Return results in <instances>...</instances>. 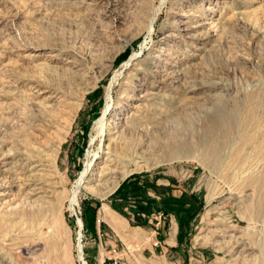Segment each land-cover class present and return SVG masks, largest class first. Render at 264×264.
<instances>
[{
  "label": "rangeland",
  "instance_id": "rangeland-1",
  "mask_svg": "<svg viewBox=\"0 0 264 264\" xmlns=\"http://www.w3.org/2000/svg\"><path fill=\"white\" fill-rule=\"evenodd\" d=\"M79 241L86 264H264V0H0V264H82Z\"/></svg>",
  "mask_w": 264,
  "mask_h": 264
},
{
  "label": "bare ground",
  "instance_id": "bare-ground-1",
  "mask_svg": "<svg viewBox=\"0 0 264 264\" xmlns=\"http://www.w3.org/2000/svg\"><path fill=\"white\" fill-rule=\"evenodd\" d=\"M150 26H152V22H151ZM134 57H135V55H134ZM132 59H133V56H131L126 61V64H128ZM106 96H107V102H106V105L104 107L103 113H102V115L100 116V118L96 122V130H97V132L100 135H102V134L105 135L104 128H106V126L104 127V125H106V118H107L108 111H109V108H110L109 100L112 97L111 96V85L108 86L107 95ZM106 153L109 154V152H106ZM88 156H89V154H88ZM95 156H96V154H94V157ZM108 157L110 158L109 161L114 160L111 157V155H109ZM114 161H117V160H114ZM91 165H92V161H90V159H89L87 161V163L85 164L84 169L81 171V173L79 174L78 178L76 179V181H75V183L73 185V188L70 191V196H69V209L72 212H75V206L78 203V193H79V191L82 188H84L85 190H87L88 192H91V193H94V191H95V189H93L94 187L93 188H89V187L86 186L87 182L89 181V179L91 177L90 176L91 174L89 172ZM109 172H110L109 171V168L107 166H105V167L102 168L101 173L99 174V176L100 175H103V174H108ZM118 184H119V182L117 181V179H115L111 183V187L109 188L108 192L111 191V190H114L118 186ZM95 195H98L100 197H105L107 195V193L106 194L105 193L104 194L95 193ZM78 221H80V219H78ZM79 226L81 227V222H79ZM78 234H79L78 235L79 236L78 239H80L81 233L79 232ZM77 244H78L77 246H78L79 259L82 260V252H81L82 251V248H81L82 245H81L80 241ZM82 264H86V262L84 260H82Z\"/></svg>",
  "mask_w": 264,
  "mask_h": 264
},
{
  "label": "crops",
  "instance_id": "crops-1",
  "mask_svg": "<svg viewBox=\"0 0 264 264\" xmlns=\"http://www.w3.org/2000/svg\"><path fill=\"white\" fill-rule=\"evenodd\" d=\"M113 206L115 205H112V204L110 206L108 205L109 208L103 209L101 214H102V221L107 225V227H109V229L113 231V233H115V235H117L116 231L122 230L123 228H125L127 223L129 222L127 218L122 216L123 214H121L119 210L116 211ZM124 210H128V206L125 205L123 207V212L125 214ZM128 211L129 213L132 212L131 210H128ZM159 211H162L164 213L166 211V213H165V218L160 224L159 229L154 231V234L156 237L155 241H157L158 243L156 245L154 244L153 245L159 248L160 251H163L165 253L166 251L169 250L168 247L171 248L174 246L173 243L169 242L170 240H172V237L170 236V234H171V228H173L172 220H174V218H173V215L167 212V209H163V210L161 209ZM116 241H117V237L111 239V237L109 236V238L107 239L105 243H106V246H115Z\"/></svg>",
  "mask_w": 264,
  "mask_h": 264
},
{
  "label": "built area",
  "instance_id": "built-area-1",
  "mask_svg": "<svg viewBox=\"0 0 264 264\" xmlns=\"http://www.w3.org/2000/svg\"><path fill=\"white\" fill-rule=\"evenodd\" d=\"M155 218L158 219V220H157L156 226L154 228V231L159 229L161 221L165 218L164 212L158 211L157 214L155 215ZM157 243L158 242L155 241L154 245H156ZM113 264H118V263L116 261H114Z\"/></svg>",
  "mask_w": 264,
  "mask_h": 264
},
{
  "label": "trees",
  "instance_id": "trees-1",
  "mask_svg": "<svg viewBox=\"0 0 264 264\" xmlns=\"http://www.w3.org/2000/svg\"><path fill=\"white\" fill-rule=\"evenodd\" d=\"M119 211H121V208H120V210H119ZM162 221H163V220H162ZM162 221H161V223H162ZM161 223H160V224H161Z\"/></svg>",
  "mask_w": 264,
  "mask_h": 264
},
{
  "label": "water",
  "instance_id": "water-1",
  "mask_svg": "<svg viewBox=\"0 0 264 264\" xmlns=\"http://www.w3.org/2000/svg\"><path fill=\"white\" fill-rule=\"evenodd\" d=\"M82 252V251H81Z\"/></svg>",
  "mask_w": 264,
  "mask_h": 264
}]
</instances>
